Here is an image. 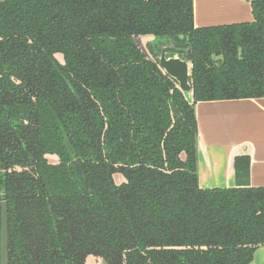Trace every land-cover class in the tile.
Listing matches in <instances>:
<instances>
[{
  "label": "trees",
  "instance_id": "16d2710c",
  "mask_svg": "<svg viewBox=\"0 0 264 264\" xmlns=\"http://www.w3.org/2000/svg\"><path fill=\"white\" fill-rule=\"evenodd\" d=\"M250 2L249 22L196 27L193 0H0L9 264H250L264 186L249 156L236 186H199L194 109L264 97V0ZM163 45L190 63L193 102L159 66Z\"/></svg>",
  "mask_w": 264,
  "mask_h": 264
},
{
  "label": "crops",
  "instance_id": "0c3cea01",
  "mask_svg": "<svg viewBox=\"0 0 264 264\" xmlns=\"http://www.w3.org/2000/svg\"><path fill=\"white\" fill-rule=\"evenodd\" d=\"M252 19L250 0H193L196 27ZM140 37H136L139 45ZM148 41L153 43L155 38L152 36ZM186 97L193 102L191 92ZM194 109L200 138V143L197 142L199 186H236L232 157L243 144L247 145L244 156L250 158L249 184L264 186V97L197 101ZM250 264H264V245L254 251Z\"/></svg>",
  "mask_w": 264,
  "mask_h": 264
},
{
  "label": "water",
  "instance_id": "95a60500",
  "mask_svg": "<svg viewBox=\"0 0 264 264\" xmlns=\"http://www.w3.org/2000/svg\"><path fill=\"white\" fill-rule=\"evenodd\" d=\"M179 50L171 45H163L160 47L158 62L159 66L163 69V71L173 78L177 84L178 88L185 93L191 92V84L189 81L190 77V63L177 54ZM188 51V50H187ZM170 52H175L173 55H168ZM200 143V138H198ZM247 148L246 144L239 146L233 157H232V166L234 167L235 159L239 156L246 155L245 149ZM69 152L72 157H74V153L72 148L68 145ZM76 168L83 179L84 186L90 192V187L83 175V172L76 162ZM2 196L4 197V192L2 191ZM1 245H0V264H9L8 263V218H7V203L3 199L1 202Z\"/></svg>",
  "mask_w": 264,
  "mask_h": 264
},
{
  "label": "rangeland",
  "instance_id": "374dc122",
  "mask_svg": "<svg viewBox=\"0 0 264 264\" xmlns=\"http://www.w3.org/2000/svg\"><path fill=\"white\" fill-rule=\"evenodd\" d=\"M150 37L152 38V36H150V35H142L140 37V40H139V43H140L142 49L147 53L149 52L148 47H147V43L152 44L151 42L148 41V39ZM57 57L61 61V59H62L61 54H58ZM48 159L51 163H57L58 162V156L56 154H48ZM114 179H115V182L119 184L124 180V177L121 173H116L114 175ZM99 262H101V258L94 256V255H88L86 258V264H98Z\"/></svg>",
  "mask_w": 264,
  "mask_h": 264
}]
</instances>
